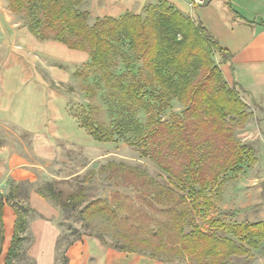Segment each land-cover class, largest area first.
<instances>
[{
  "label": "rangeland",
  "instance_id": "rangeland-1",
  "mask_svg": "<svg viewBox=\"0 0 264 264\" xmlns=\"http://www.w3.org/2000/svg\"><path fill=\"white\" fill-rule=\"evenodd\" d=\"M82 2L77 8L81 12L90 6L86 5L87 0ZM6 4L7 0H0V27L9 30L16 25V30H24L28 24L26 19L22 15L8 13ZM90 15L89 26L95 19ZM114 47V53L108 61L109 70L113 74H124L126 82L137 75L144 81L148 80L145 71L139 74L141 63L125 43H115ZM34 49L31 51L34 63H29L30 68L47 81L48 100L57 106L64 102L70 119L66 118L65 122L58 120L54 124L53 143L44 146L35 144L33 134L0 124V144L32 166L28 168L31 170V180L14 181L8 178L0 187L2 196H7L17 187V194L10 199L8 205L26 220L13 264H35L32 250L37 243L31 223L41 221H49L57 232L54 243L55 264H62L66 259L65 250L82 237L96 238L106 246L122 252L145 256L151 254L169 264H187L185 258L168 252V249L175 246L166 239L168 233L172 234L171 229H165L168 214L181 209V206H176L171 198L164 197L162 202L157 198L160 190L177 194H181V191L145 155L150 149L145 138L155 127L153 121L158 119L160 122H168L173 114L182 110V106L171 102L162 111L156 105L139 110L134 116L133 126L125 124L117 133V126L114 125L119 116L116 115V107L110 102L101 76L103 71L88 66V55L82 54L77 61H69L68 54L58 48L56 50L53 44L48 45L47 51L43 48L42 51ZM214 62L217 63V59ZM201 79L199 74L194 83ZM235 93L250 117L242 125L237 120L231 121L232 117L226 120L230 123L236 140L250 151L253 164H243L239 173H227L222 178L217 196L211 194V203L206 211L190 213L187 218L188 223L192 221V225L201 231L228 239L231 237L224 230L211 229V220L234 224L264 222V94L259 93L252 96V99L238 89H235ZM150 100L156 102L153 97ZM80 112H84L96 125L100 124L107 129L115 127L112 129L116 133L114 141L94 142L79 128V120L70 116L71 113ZM48 134L51 135V132ZM109 164L120 165L122 169L117 171L114 166L107 168ZM126 169H135L140 178H135ZM51 191L60 195L58 202H55L57 197ZM79 192L84 198L81 205L75 209L61 207L59 201L69 194ZM33 195L41 198L40 203L50 207L47 217L32 208ZM112 209L116 211L115 215L110 213ZM123 211H127L129 217V212H133L134 217L128 218L124 223L120 219ZM129 224H132L131 228ZM140 224L142 228H136ZM189 230V224L185 225L183 232L187 233ZM152 233L155 235L152 236ZM137 238H149L154 244L150 242L147 246L142 245L136 242ZM158 242L166 248L165 252L154 250V245H158ZM244 247L248 254L232 257L227 264H264L262 243L256 250ZM6 253L4 250L3 256L0 255V264H4Z\"/></svg>",
  "mask_w": 264,
  "mask_h": 264
},
{
  "label": "trees",
  "instance_id": "trees-1",
  "mask_svg": "<svg viewBox=\"0 0 264 264\" xmlns=\"http://www.w3.org/2000/svg\"><path fill=\"white\" fill-rule=\"evenodd\" d=\"M81 2L8 0L7 8L26 19L29 31L37 40L57 42L69 50L84 52L89 58L88 66L103 71L101 76L110 102L119 116L114 125L117 133L125 124L133 126L134 116L139 110L156 105L162 111L171 102L182 106V110L173 114L168 122L154 120L155 127L145 138L146 145L150 147L146 157L181 191V194L157 192L160 202L166 197L176 202V206H181V209L168 214L165 229H171L172 234L168 233L166 239L175 246L168 252L185 258L187 264H227L232 257L248 254L244 246L252 250L261 243L264 246V222L234 224L211 220V229L224 230L231 237L228 239L203 232L192 225V221H187L190 213L206 211L211 203V194L217 196L222 178L227 173H239L243 164H253L250 151L236 140L226 120L232 117L231 121L237 120L242 125L250 117L235 93L237 86H228L218 67L230 59L229 52L221 49L201 25L165 3L148 7L143 16L126 13L117 18H95L89 26V14L77 10ZM115 43L128 46L141 63L139 74L145 71L148 80L144 81L137 75L126 82L124 74L115 75L109 70L108 61L114 53ZM216 57L219 59L217 63L214 62ZM199 74L202 79L194 83ZM151 97L156 99L155 103L151 102ZM71 116L79 120L80 128L94 142L114 141L116 133L112 129L115 127L107 129L96 125L84 112L71 113ZM112 166L117 171L122 169L115 164H109L107 168ZM126 171L140 178L135 169ZM16 194L17 187H14L7 196L0 195V252L3 207ZM54 195L57 197L55 202H58L60 195ZM83 200L79 192L69 194L59 203L61 207L75 209ZM14 212V230L4 264H13L20 234L25 231L26 220L18 211ZM110 213L115 215L116 211L112 209ZM129 213L130 217L127 211H123L120 219L124 223L134 217L133 212ZM188 224L190 230L184 233L183 228ZM136 228L140 229L142 225ZM136 242L145 246L150 242L154 244L149 238H137ZM157 244L154 250L166 251L161 246L163 244ZM148 256L169 264L154 255ZM62 264H66V259Z\"/></svg>",
  "mask_w": 264,
  "mask_h": 264
},
{
  "label": "crops",
  "instance_id": "crops-1",
  "mask_svg": "<svg viewBox=\"0 0 264 264\" xmlns=\"http://www.w3.org/2000/svg\"><path fill=\"white\" fill-rule=\"evenodd\" d=\"M190 2L87 0L86 5L90 6L84 11L94 18H117L126 13L143 16L148 7L165 3L201 25L221 49L229 52L230 59L218 65L229 86L236 85V89L252 99L259 93L264 94V0H204L201 6H189ZM7 12L17 16L8 8ZM16 27L13 25L9 30L0 27V124L33 134L36 145H52L54 124L58 120L65 122L66 118H70L64 102L57 106L48 100L47 81L30 68L29 63H34L31 51L34 48L47 51L48 45L53 44L56 50L58 48L68 54L69 61H77L86 53L69 50L57 42L39 41L27 26L19 31ZM43 43L46 44L42 46ZM30 167L24 159L11 153L8 147L0 146V187L8 178L14 181L31 180ZM40 200L33 195L31 206L47 217L51 209L47 204L40 203ZM15 217L14 210L5 204L2 214V256L10 246ZM31 228L37 243L32 250L35 264H55L57 232L49 221L31 223ZM64 256L67 264H167L143 254L112 249L101 240L91 237H82L74 242L65 250Z\"/></svg>",
  "mask_w": 264,
  "mask_h": 264
},
{
  "label": "built area",
  "instance_id": "built-area-1",
  "mask_svg": "<svg viewBox=\"0 0 264 264\" xmlns=\"http://www.w3.org/2000/svg\"><path fill=\"white\" fill-rule=\"evenodd\" d=\"M204 0H191L189 6H201L204 5Z\"/></svg>",
  "mask_w": 264,
  "mask_h": 264
}]
</instances>
